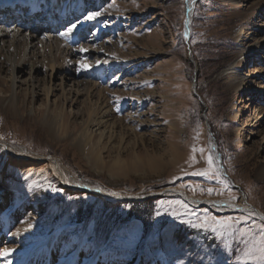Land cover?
<instances>
[{
  "label": "rangeland",
  "instance_id": "obj_1",
  "mask_svg": "<svg viewBox=\"0 0 264 264\" xmlns=\"http://www.w3.org/2000/svg\"><path fill=\"white\" fill-rule=\"evenodd\" d=\"M244 1L243 9L259 0ZM101 2L85 9L84 23H71L87 30L81 34L88 41L68 47L71 33L66 40L60 34L55 38L60 54L73 51L74 57H65L53 78L54 98L45 97L47 56L26 52L20 79L32 65L41 70L31 72V86L18 83L16 115L0 105V140L55 157L80 183L123 199L66 190L49 161L16 163L0 147V246L11 250L0 255V264H254L237 257L259 236L263 220L254 215L240 220L236 229H251L250 236L238 239L233 230L218 238L211 228L194 225L206 215L235 221L249 213H216L163 191L173 187L195 198L236 203L243 202L242 191L264 214V51L245 54L249 61L240 70L247 76L241 88L234 89L223 72L230 64L239 67L241 49L264 35L263 11L244 18L220 0H197L186 44L191 0ZM96 11L101 15L95 20L84 19ZM8 43L0 45V98L12 92ZM31 89L36 94L31 96ZM89 104L110 110L111 131L95 125ZM48 109L63 111L61 135L50 136ZM83 129L94 145L81 153L72 138ZM212 139L229 176L220 170L226 189L216 179L194 174L207 167L209 148L214 156ZM209 188L216 191L209 194Z\"/></svg>",
  "mask_w": 264,
  "mask_h": 264
},
{
  "label": "bare ground",
  "instance_id": "obj_2",
  "mask_svg": "<svg viewBox=\"0 0 264 264\" xmlns=\"http://www.w3.org/2000/svg\"><path fill=\"white\" fill-rule=\"evenodd\" d=\"M102 0H0V9L3 7L7 6H12V4H24L25 8L23 11H21L19 8L16 11L15 15L17 16V19H23L22 15L27 13L26 15L29 16L30 18H34V20L31 22L36 21L35 27L37 29H32L29 26H21L17 25L11 22L8 17L5 16V13L0 12V45L4 46V43H8V48L13 50V53L9 56L6 53V50L8 51V48L6 50H2L3 54H5V58L7 62L10 64V85H11V96L10 97H3L0 98V105L3 107V110L7 113H11L12 115H16V112H18V107H17V97H16V87L18 86V83H29V86L34 84V79L32 78L31 72H38L41 69L35 65H32L29 69V74L26 76L23 80L20 79V76H23L22 72L24 71L25 66L27 65L26 61V52L30 50H34V54L36 55H46L47 56V61L48 65L50 67V72H49V79H48V85L45 87V97H55L53 94L52 90V85H53V78L55 79L56 72L60 70V67L63 68V65L61 64L67 57L68 59L70 57H74L72 54L73 51L70 53L64 55V53L60 54V49L56 48L59 47V42L56 38V36L65 30H67L75 21L77 22H83L81 17L83 16L85 9L88 7L89 11H91V6L96 8L99 3ZM197 0H191L188 8H187V13L185 16V23L186 21L188 22V28L190 24V19L191 15L194 10V6ZM224 4H228V6L236 7V13L238 16L244 17V18H250V16L254 15V13L263 11V18H264V0H259L254 4H250L247 8L243 9L242 3L245 2L244 0H220ZM87 3V4H85ZM102 3V2H101ZM101 5V4H100ZM42 6H44L42 8ZM191 8V11L189 9ZM47 11L46 15L41 14V12ZM13 15V14H12ZM11 15V16H12ZM57 16V19L55 20ZM79 18V19H78ZM84 23V22H83ZM89 24V23H88ZM59 25V26H58ZM63 25L65 26V30L59 31L57 33L53 32H47V33H41V31H46V29H50V27L58 26V30L63 29ZM264 26V23H262ZM91 25L88 26V28ZM245 26H241L238 28L234 34L236 35V38L240 36L241 31H243ZM28 28V29H27ZM93 31L90 33L94 34L95 28H91ZM54 30V29H53ZM82 28H75L71 32V39L72 43L71 45L69 44L70 40H67V46L68 47H77L78 44L84 43L86 40L82 37L81 33L87 32V30H83ZM81 31V32H80ZM187 32V36L189 33V30L185 28V32ZM81 34V35H80ZM8 36V37H7ZM64 37V40L67 39V36H62ZM87 37V36H86ZM100 38V37H99ZM98 38V39H99ZM97 39V40H98ZM51 41H56L55 46L54 44L51 43ZM19 44L20 45H25L24 48L21 50L19 49ZM38 44V48H35ZM69 44V45H68ZM6 47V46H5ZM258 50V52L264 51V35L260 37H256L253 39V41L245 46L244 48L241 49L239 54L237 55V58L242 57L241 65L238 67H234V65L230 64L227 67L223 69V72L225 74L226 78H229V82L233 85L234 89H239L242 87V85L245 83L244 81L246 80L247 76L245 74H242L240 70L244 67L247 61H249V55H245L248 52H251L252 50ZM62 55V56H61ZM61 57V58H59ZM59 58V59H58ZM255 59H258V57H255ZM246 61V62H245ZM246 76V77H245ZM33 79V81H32ZM31 82V83H30ZM60 87V93H64L65 88L63 85L59 83ZM194 88V86H193ZM261 87L259 85L255 86V89H260ZM264 89V86L262 87ZM31 96L33 94H36L33 89H31ZM32 100V99H31ZM248 100V99H247ZM245 106V105H243ZM32 112V110H31ZM89 116L92 115L93 120H95V125L97 127H104V128H109L111 131L114 128V122L111 121L112 118H109L108 115H110V110L106 109L103 106H94L93 104H89V109H88ZM44 115H48L50 117V120L46 122L47 127H48V132H50V136L54 137L55 135L59 134L60 130L62 129L61 127L63 126V118H65L63 111H58L55 112L52 109L45 110ZM64 127V126H63ZM64 134V133H63ZM61 135V133L59 134ZM63 138V135L60 136ZM72 142L74 146L82 153L84 152V149L86 148L87 145L91 143V148L92 147V142L90 139V134L86 132V130H82L78 133L76 138H72ZM94 145V144H93ZM0 147L5 151L6 155L10 159H14L16 163H35L43 160L49 161L51 164L55 175L57 176L60 184L66 189L70 191H82V190H87L92 193H99L103 195L104 197L110 198V199H123V196L121 195H116V196H111L107 193H105L103 190L97 189V188H92L90 186L84 185L74 179L71 174L65 169V167L61 164V162L55 158V157H50L46 158L43 156L38 155L37 153L28 151L24 148H18L14 145L8 144L6 142H3L0 140ZM88 147V146H87ZM86 151V150H85ZM261 173H264V165L261 166L260 169ZM173 188V187H172ZM166 188L163 192L164 193H169V194H179L181 195L186 201L196 204V205H206L212 210H214L216 213H221V212H228V211H239V212H245V213H253L254 216L257 218L261 219V217H264V214L259 211L258 208H256L254 205L248 203L246 200H244L243 196V202L242 203H236L231 200H220V199H210V198H195L192 196L187 195L185 192L177 190L176 188ZM2 204H5L7 201V196L2 195ZM234 205L233 207H229L227 205ZM262 220V219H261ZM264 221V220H263ZM1 238H0V243H1ZM6 241V240H5ZM2 249V251H1ZM5 250V247L0 246V251L3 252Z\"/></svg>",
  "mask_w": 264,
  "mask_h": 264
},
{
  "label": "snow or ice",
  "instance_id": "obj_3",
  "mask_svg": "<svg viewBox=\"0 0 264 264\" xmlns=\"http://www.w3.org/2000/svg\"><path fill=\"white\" fill-rule=\"evenodd\" d=\"M189 11H191V8L189 9ZM100 15H101V12H99V11L89 12L87 14V16L84 17V19L88 20V21H92V20H95ZM187 23L188 22L186 21V24ZM76 27H77L76 24H72L71 27H69L67 29V32H62V33H60V35L65 36V35H67V33H71L73 31V29ZM185 35H187V31L185 32ZM81 51H87V50L81 49ZM97 63H99V61H97ZM88 67H89V65H86V64L81 65V68H83L84 70H87ZM77 70L79 71L81 69L78 68ZM192 151L193 152L200 151L201 153H203L204 149L203 148L196 149L195 147H193ZM192 159H194V157H192ZM218 159H219L218 157L213 156L211 154V148H209V154L206 157L207 167L204 169L197 170V172L194 174L200 175V176H205L208 179H216L219 183L223 184L224 188L226 189L228 187V182H227L226 178H223L221 176L220 168L217 165ZM197 187H199V186H197ZM207 191L209 194H211L213 191H216V190L209 188V189H207ZM231 199L235 200L236 197L232 196ZM178 203H181V202H178ZM182 206L186 207V205H182ZM227 206L233 207L234 205L229 204ZM251 215H253V213L249 212L248 216L240 217L235 221H233L232 218H230V217L223 219V220H218L215 217H209L206 215L203 218L202 222L197 223L194 226L198 227V228H204V229L211 228L212 231L214 233H216V236L218 238L224 236L227 233H231V232H233V230H235V231H238L240 234V236L237 237L239 239L240 237H245V236L251 235V233H252L251 229H248V230H245L243 228L236 229V225L240 222V220H247V219H249V217ZM261 219L264 220V217H261ZM253 223H255V222H253ZM9 251H11V250L5 249L2 253H0V255H7ZM237 259L238 260H245V261H253L254 264H264V226L260 227L259 236L253 237L252 245L246 246L244 251H243V255L238 256Z\"/></svg>",
  "mask_w": 264,
  "mask_h": 264
},
{
  "label": "water",
  "instance_id": "obj_4",
  "mask_svg": "<svg viewBox=\"0 0 264 264\" xmlns=\"http://www.w3.org/2000/svg\"><path fill=\"white\" fill-rule=\"evenodd\" d=\"M184 26H185V28H186L187 30H189V28H188V24L185 23ZM187 32H188V31H187ZM184 39H185V42H186V44H187V42H188V36L185 35V33H184ZM188 54H190V49H189V48H188ZM194 94L199 98V96L197 95V92H194ZM212 141H213V139H212ZM212 148L214 149V156L218 157L217 154H216V152H215L214 141H213V146H212ZM218 158H219V157H218ZM217 164H218V166H219V168H220L222 174H223L224 176H226L227 178H229V176L227 175L226 170H225V168L223 167L222 162H221L220 159H218ZM240 192H241L240 194H241V197H242V200H243L244 193H243L242 191H240ZM161 195H163L162 192H160L159 194H155V195H153V197H157V196H161ZM244 200H246V199H244ZM244 200H243V201H244Z\"/></svg>",
  "mask_w": 264,
  "mask_h": 264
}]
</instances>
